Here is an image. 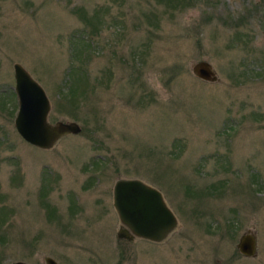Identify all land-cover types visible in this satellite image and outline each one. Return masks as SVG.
<instances>
[{
    "label": "rangeland",
    "instance_id": "rangeland-1",
    "mask_svg": "<svg viewBox=\"0 0 264 264\" xmlns=\"http://www.w3.org/2000/svg\"><path fill=\"white\" fill-rule=\"evenodd\" d=\"M79 38L85 92L69 105ZM15 62L45 88L50 122L79 132L48 148L20 136ZM119 177L160 189L177 219L164 240L117 236ZM246 230L254 256L237 247ZM46 255L264 264V0H0V264Z\"/></svg>",
    "mask_w": 264,
    "mask_h": 264
},
{
    "label": "water",
    "instance_id": "water-1",
    "mask_svg": "<svg viewBox=\"0 0 264 264\" xmlns=\"http://www.w3.org/2000/svg\"><path fill=\"white\" fill-rule=\"evenodd\" d=\"M14 90L17 111L14 126L20 136L36 147L48 148L58 139L81 130L75 120L50 122V99L45 88L19 62L13 64ZM193 72L201 78L215 80L217 74L211 62L198 60L192 65ZM113 206L121 225L118 237H141L153 241L164 240L177 225L172 209L166 203L159 188L137 177H119L113 185ZM237 247L245 256L257 254V238L246 230L238 239ZM46 264H58L52 256H45ZM11 264H36L23 260Z\"/></svg>",
    "mask_w": 264,
    "mask_h": 264
},
{
    "label": "trees",
    "instance_id": "trees-1",
    "mask_svg": "<svg viewBox=\"0 0 264 264\" xmlns=\"http://www.w3.org/2000/svg\"><path fill=\"white\" fill-rule=\"evenodd\" d=\"M176 3L174 2V6ZM84 42H83V41ZM80 50H79V62L80 65L76 66L74 63L69 66L68 69V77L66 78V82L64 86H61L60 89L63 90L64 96L62 99H70L69 105L74 104L75 98L83 96L84 90L82 85V78L85 76L84 74L87 73L88 67H86V59L88 56L86 47L89 45V42H86L83 38L77 39ZM88 64V60H87ZM15 103V102H14ZM13 104V103H12ZM77 105V104H75ZM16 105L14 106V110L16 109Z\"/></svg>",
    "mask_w": 264,
    "mask_h": 264
}]
</instances>
